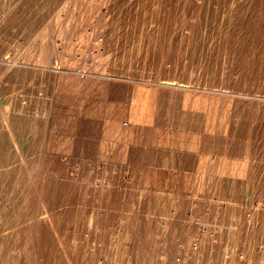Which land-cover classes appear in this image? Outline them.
Masks as SVG:
<instances>
[{
  "label": "rangeland",
  "instance_id": "1",
  "mask_svg": "<svg viewBox=\"0 0 264 264\" xmlns=\"http://www.w3.org/2000/svg\"><path fill=\"white\" fill-rule=\"evenodd\" d=\"M0 264H264V0H0Z\"/></svg>",
  "mask_w": 264,
  "mask_h": 264
}]
</instances>
